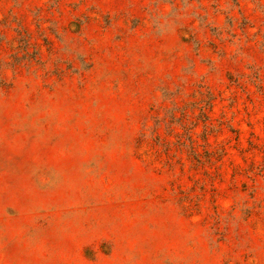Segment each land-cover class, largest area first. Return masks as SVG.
<instances>
[{"label": "rangeland", "instance_id": "rangeland-1", "mask_svg": "<svg viewBox=\"0 0 264 264\" xmlns=\"http://www.w3.org/2000/svg\"><path fill=\"white\" fill-rule=\"evenodd\" d=\"M0 264H264V0H0Z\"/></svg>", "mask_w": 264, "mask_h": 264}]
</instances>
